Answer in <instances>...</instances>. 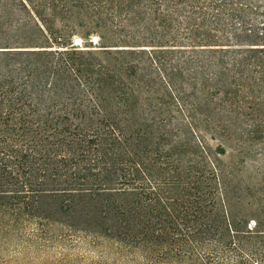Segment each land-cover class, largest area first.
Listing matches in <instances>:
<instances>
[{
  "label": "trees",
  "instance_id": "trees-1",
  "mask_svg": "<svg viewBox=\"0 0 264 264\" xmlns=\"http://www.w3.org/2000/svg\"><path fill=\"white\" fill-rule=\"evenodd\" d=\"M56 229L264 264V0H0V250Z\"/></svg>",
  "mask_w": 264,
  "mask_h": 264
},
{
  "label": "rangeland",
  "instance_id": "rangeland-1",
  "mask_svg": "<svg viewBox=\"0 0 264 264\" xmlns=\"http://www.w3.org/2000/svg\"><path fill=\"white\" fill-rule=\"evenodd\" d=\"M80 41L81 39L77 38L75 42ZM247 160L250 158L248 157ZM245 165L251 168L248 161ZM53 232L47 238L28 235L24 240L12 239L5 249L0 250V262H3L2 264H160L150 262L141 251L127 250L110 242L96 244L91 239L75 234L65 236L63 232L66 231L62 229Z\"/></svg>",
  "mask_w": 264,
  "mask_h": 264
}]
</instances>
